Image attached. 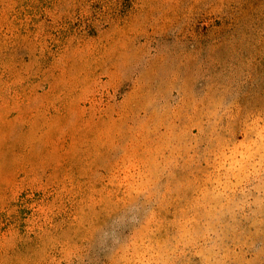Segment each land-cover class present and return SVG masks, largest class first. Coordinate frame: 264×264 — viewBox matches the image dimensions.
<instances>
[{
	"label": "rangeland",
	"instance_id": "374dc122",
	"mask_svg": "<svg viewBox=\"0 0 264 264\" xmlns=\"http://www.w3.org/2000/svg\"><path fill=\"white\" fill-rule=\"evenodd\" d=\"M0 264H264V0H0Z\"/></svg>",
	"mask_w": 264,
	"mask_h": 264
}]
</instances>
